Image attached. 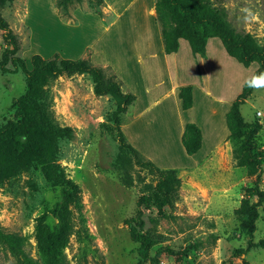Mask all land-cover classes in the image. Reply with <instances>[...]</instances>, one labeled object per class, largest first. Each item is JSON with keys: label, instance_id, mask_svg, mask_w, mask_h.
Segmentation results:
<instances>
[{"label": "rangeland", "instance_id": "1", "mask_svg": "<svg viewBox=\"0 0 264 264\" xmlns=\"http://www.w3.org/2000/svg\"><path fill=\"white\" fill-rule=\"evenodd\" d=\"M49 1L14 0L1 12L18 39L17 56L28 69L33 55L46 60L54 56L86 59L106 75L116 76L123 91L140 90L134 59L130 62L120 51L113 50L107 56L96 51L91 59L88 54L61 56L56 36L59 26L47 11ZM212 1L227 11L228 22L234 29L251 34L264 45V0ZM68 13L71 18L75 14L73 25H87L94 36L101 38L106 34L104 24L112 18L105 17V23L101 22L99 16L91 13L87 0L74 2ZM89 33L83 41L91 37ZM1 34L0 127L12 119V102L25 90L20 72H2V54L9 46ZM46 85L53 99L51 110L57 125L73 130L72 140L60 142L57 162L58 169L79 192V206L70 207L73 230L61 249L67 264H264V249L256 246L264 241V201L257 208L255 232L249 240L239 234L234 215L246 189L257 183L264 193V159L257 175L250 176L245 168L237 166L232 156L234 146L226 142L191 168L195 161L173 149L169 136L171 153L152 154L154 163L160 169H191L178 170L180 183L168 206L160 210L142 208V231L155 245L150 251L153 260L140 263L138 245L130 239L124 221L136 216V203L141 197L153 195L158 175L138 167L131 155L120 150L112 124L118 105L111 96L96 97L88 75H64L47 80ZM130 108L119 115L122 123L130 118ZM240 111L245 122L264 126V119L256 118L257 112L264 116V81ZM168 121V116L159 118L157 124L165 122L170 131L173 126ZM256 145L264 155V134L256 137ZM59 201L60 190L48 183L41 168L0 180V229L22 237L25 252L36 264H43L38 241L43 233L54 230V212ZM17 259L0 246V264H17Z\"/></svg>", "mask_w": 264, "mask_h": 264}, {"label": "trees", "instance_id": "2", "mask_svg": "<svg viewBox=\"0 0 264 264\" xmlns=\"http://www.w3.org/2000/svg\"><path fill=\"white\" fill-rule=\"evenodd\" d=\"M77 1L79 0H56L54 8L58 17L66 23H72L68 10L69 6ZM13 2L14 0H0V32L2 40L9 46L3 51L1 68L4 73L20 72L25 80V90L12 102V119L0 127V180L41 168L48 183L60 190V201L54 212L57 224L53 231L43 233L38 241V251L43 264H67L61 249L68 243L73 230V210L70 211V207L79 206L78 187L67 180L57 166L60 159L59 144L63 140H72L73 130L57 125L51 110L53 99L46 85L47 80L64 75H88L96 97L111 96L115 100L118 108L112 117V124L120 150L125 155H131L138 167L150 169L159 177L153 195L141 197L136 203V216L124 221L130 239L138 245L136 253L140 263L153 260L150 251L155 243L142 231V208L155 207L160 210L168 206L180 183L178 170L158 168L127 142L121 131L122 122L119 115L134 104L135 96L123 91L116 76L106 75L90 60L60 59L58 56L46 60L39 55H33L30 60L31 69L27 68L25 61L17 56L18 39L1 13ZM87 2L91 13L101 19L105 18L102 11L103 0ZM154 8L165 55L177 53L179 41L185 40L194 56L204 58L207 41L217 38L228 56L244 68L254 63L258 65V70L252 78L260 77L264 72V45L251 34L234 29L228 22L227 11L216 6L212 0H155ZM7 66H11L12 70H8ZM252 78L244 84L241 93L232 103L225 121L229 132L226 142L234 146L233 159L238 167L245 168L250 176H255L264 159L256 145V137L262 127L259 122H245L240 111L253 90L261 83L258 81L257 85L249 86ZM179 99L182 110H189L192 107V87H181ZM181 143L187 156L191 157L199 152L201 134L195 124H186ZM258 180L259 177L256 176L255 181ZM152 197L154 201L151 200ZM255 198L257 202L253 203ZM263 201L264 193L255 183L245 190L244 198L234 211L239 234L245 239L249 240L255 232L257 208ZM0 246L18 258L17 264H36L25 252L22 237L7 234L0 229ZM256 246L264 249V241L258 242Z\"/></svg>", "mask_w": 264, "mask_h": 264}, {"label": "crops", "instance_id": "3", "mask_svg": "<svg viewBox=\"0 0 264 264\" xmlns=\"http://www.w3.org/2000/svg\"><path fill=\"white\" fill-rule=\"evenodd\" d=\"M103 1L104 16L112 17L108 23L100 19L105 23L104 38L94 36L87 25H73L75 12L72 23H63L54 8L55 0L49 1L47 11L59 26L56 36L60 55L70 58L88 54L91 59L96 51L107 56L114 50L122 52L120 55L130 62L134 59L140 90L126 91L135 96L131 116L121 125L127 142L154 163L152 154L171 153L170 136L173 149L187 156L181 137L186 124H195L201 134V149L187 156L195 161L191 167L195 168L226 143L229 132L225 116L258 65L244 68L228 56L217 38L207 41L204 58L194 56L185 40L179 41L177 53L165 55L156 22L155 0ZM88 32L93 36L83 41ZM185 86L192 87V107L187 111L182 110L179 99V89ZM167 116L169 126H173L170 131L165 128V122L157 124L159 118ZM263 134L262 125L258 135Z\"/></svg>", "mask_w": 264, "mask_h": 264}, {"label": "clouds", "instance_id": "4", "mask_svg": "<svg viewBox=\"0 0 264 264\" xmlns=\"http://www.w3.org/2000/svg\"><path fill=\"white\" fill-rule=\"evenodd\" d=\"M258 81H264V74H262L260 77H253L252 80L249 82V86L257 85Z\"/></svg>", "mask_w": 264, "mask_h": 264}, {"label": "built area", "instance_id": "5", "mask_svg": "<svg viewBox=\"0 0 264 264\" xmlns=\"http://www.w3.org/2000/svg\"><path fill=\"white\" fill-rule=\"evenodd\" d=\"M256 118H258V119H264V116H263V114L261 112H257L256 113Z\"/></svg>", "mask_w": 264, "mask_h": 264}]
</instances>
